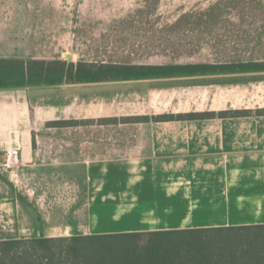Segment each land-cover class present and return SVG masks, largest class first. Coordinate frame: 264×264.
Masks as SVG:
<instances>
[{
  "label": "crops",
  "instance_id": "0c3cea01",
  "mask_svg": "<svg viewBox=\"0 0 264 264\" xmlns=\"http://www.w3.org/2000/svg\"><path fill=\"white\" fill-rule=\"evenodd\" d=\"M58 2L0 0V59L27 58L13 12ZM238 76L247 87L213 85L219 111L245 107L221 96L264 109V72L218 78ZM28 106L0 95V241L264 225V115L150 122L115 149L77 153L41 147ZM11 150L18 165L1 169Z\"/></svg>",
  "mask_w": 264,
  "mask_h": 264
},
{
  "label": "rangeland",
  "instance_id": "374dc122",
  "mask_svg": "<svg viewBox=\"0 0 264 264\" xmlns=\"http://www.w3.org/2000/svg\"><path fill=\"white\" fill-rule=\"evenodd\" d=\"M58 4L57 10L12 13L13 26H20V38L27 41L18 44L20 54L27 57L20 60L61 61L84 70L264 63V0H59ZM218 75L223 74L1 89L0 95L28 97V115L42 134L41 147L54 144L83 153L95 149V144L115 149L163 115L192 121L264 112L247 110V97L235 102L236 96L221 98L245 104L244 108L219 111L213 85L247 87V76ZM254 95L264 97L261 92ZM144 117L150 120H141Z\"/></svg>",
  "mask_w": 264,
  "mask_h": 264
},
{
  "label": "trees",
  "instance_id": "16d2710c",
  "mask_svg": "<svg viewBox=\"0 0 264 264\" xmlns=\"http://www.w3.org/2000/svg\"><path fill=\"white\" fill-rule=\"evenodd\" d=\"M250 72H264V63L123 65L84 70L61 61L0 59V90ZM174 120L183 117L155 119ZM0 264H264V225L0 241Z\"/></svg>",
  "mask_w": 264,
  "mask_h": 264
},
{
  "label": "built area",
  "instance_id": "2783aa9c",
  "mask_svg": "<svg viewBox=\"0 0 264 264\" xmlns=\"http://www.w3.org/2000/svg\"><path fill=\"white\" fill-rule=\"evenodd\" d=\"M16 165H18V151L17 150L8 151L5 155V159L2 166L6 168H11V167H15Z\"/></svg>",
  "mask_w": 264,
  "mask_h": 264
}]
</instances>
